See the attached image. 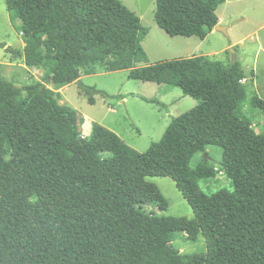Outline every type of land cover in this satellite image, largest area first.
Segmentation results:
<instances>
[{"label":"trees","instance_id":"16d2710c","mask_svg":"<svg viewBox=\"0 0 264 264\" xmlns=\"http://www.w3.org/2000/svg\"><path fill=\"white\" fill-rule=\"evenodd\" d=\"M6 2L25 43L12 55L44 77L29 72L16 87L0 64V264H264V133L242 113L249 97L240 62L200 56L139 67L148 62V29L120 0ZM226 2L156 0L155 22L171 37L204 41ZM120 71L199 101L145 153L97 123L81 138L79 112L55 91L77 83L94 103L107 93L82 76ZM251 103L264 114V99ZM209 146L223 149L219 170L234 191L201 189L217 168L191 162ZM152 177L171 178L195 218L147 212L169 207ZM178 234L203 235L207 253L176 250Z\"/></svg>","mask_w":264,"mask_h":264},{"label":"rangeland","instance_id":"374dc122","mask_svg":"<svg viewBox=\"0 0 264 264\" xmlns=\"http://www.w3.org/2000/svg\"><path fill=\"white\" fill-rule=\"evenodd\" d=\"M120 1L139 16L142 25L148 29L145 51L149 53L147 55L151 63L169 57H185L184 55L190 53L199 56L217 53L233 45L232 48L210 57L225 65L240 62L247 75L243 82L249 97L242 113L251 120L257 133H264V114L251 103L256 95L264 99V0H227L217 11L218 17L223 22L222 27L227 29V34L217 31L204 43L196 37L193 39L179 37L181 40H193L186 44V51L182 49L179 53H175L171 48L173 44L185 47L184 43H174L176 41L172 40L175 39L159 28L155 22L156 0ZM20 29L21 21L12 20L6 0H0V62L4 66L2 74L16 87L25 85L29 80V74L20 68V64L25 62L24 58L13 56L11 53L14 48L25 47ZM6 45L10 46L7 51L4 49ZM199 48L201 49L198 50ZM191 50L193 51L189 52ZM9 61L17 63V74L13 72L14 67L6 64ZM42 73L43 70L38 74L40 78L44 77ZM128 75V72L120 71L88 78L83 82L86 86L93 87L99 92H106L107 95L96 93L93 96L94 103H91V97L81 93L77 84L63 91L60 104L71 106L79 112L81 135L86 138L92 137L96 123L101 124L116 133L132 148L145 153L153 142L161 141L175 118L195 108L199 101L185 96L180 88L164 85L165 87L161 89L157 83L132 80ZM24 78L26 81H23ZM129 93L135 95H128ZM126 95L128 100H123L122 96ZM142 97L164 101L169 107L147 102ZM223 157L222 148L209 146L206 152L195 155L191 162L192 168H196L204 160L217 168L216 177L200 183L201 189L207 195H213L223 189L234 191L232 181L219 170ZM147 180L156 185L169 202L166 211H160L156 204H150L144 207L147 212H154L160 217H186L191 220L195 218L191 206L171 178L152 177ZM173 247L184 255L207 253V244L203 235H200L197 241H190L186 234H178L173 240Z\"/></svg>","mask_w":264,"mask_h":264},{"label":"crops","instance_id":"0c3cea01","mask_svg":"<svg viewBox=\"0 0 264 264\" xmlns=\"http://www.w3.org/2000/svg\"><path fill=\"white\" fill-rule=\"evenodd\" d=\"M220 19V25H223V22H222V19L221 18H219ZM142 20V19H141ZM158 26V25H157ZM159 27V26H158ZM160 28V27H159ZM150 30V29H149ZM149 33V32H148ZM215 33H217V31L216 30H214L204 41L203 40H200L202 43H204L205 41H207V39H209V37L210 36H213V35H215ZM21 35H22V33H21ZM194 37H191V38H186V39H193ZM197 38V37H196ZM172 39H175V40H172V41H176V42H174V43H179V44H181V43H184V45H185V47L184 46H181V45H178V46H175V44H173V47L171 48L172 49V51H174L175 53H179V52H182V49H183V51L185 50H187V47H186V44H189V43H191L193 40H181V39H179V37H173ZM199 39V38H198ZM145 40H146V38H145ZM145 40L143 41V46H144V49H146L145 48ZM21 41H22V38H21V40H20V43H19V45L21 44ZM196 40H194V42H195ZM196 43V42H195ZM23 44V43H22ZM8 47H10V46H5V50L7 51V49H8ZM233 47V45H230V46H228V47H226L225 49H223L222 51H220V52H217V53H209V54H207V55H202V56H215V55H218L219 53H221V52H224V51H226V50H228L229 48H232ZM201 48H199L198 50H200ZM193 50H191V51H189V52H192ZM147 52V51H146ZM147 54L149 55V53L147 52ZM176 56H180V55H176ZM185 57H169V58H165V59H159V61H157L156 63H151L150 62V60H149V58H148V62L146 63V64H142V65H140L139 67H143V66H148V65H154V64H157V63H160V62H166V61H172V60H177V59H186V58H192V57H200L199 55H195V54H192V53H190V55H184ZM149 57V56H148ZM0 64L2 65V67H4L3 66V64L0 62ZM7 65H9V66H12V67H14V69H13V72L15 73V74H17V70H16V68H17V63H15V62H11V61H9L8 63H6ZM20 68H22L23 70H25L26 72H27V74H29V72H31V73H33V75H35V77L38 79V80H40V79H42V78H40L39 76H38V74L40 73V71H41V69L40 70H35V72L34 71H32V69H29L28 67H27V65L25 64V62L24 63H22V64H20ZM126 72H128V74H129V71H126ZM42 74H44V73H42ZM107 73H105V72H102V73H98V74H95V75H83L82 76V78L80 79L82 82H84L86 79H88V78H91V77H95V76H101V75H106ZM7 78V77H6ZM23 81H26V78H24V80ZM28 81L29 80H27L26 81V84L28 83ZM25 84V83H24ZM73 85H77V83H73V84H71V85H69V86H66V87H63V88H61V89H59V90H55V88L53 87V86H49L48 85V87L49 88H51V89H53V90H55V91H57V92H60V94L62 95V93H63V91H65V90H67L69 87H71V86H73ZM165 84H159V87L161 88V89H163V86H164ZM167 85V84H166ZM167 86H169V87H173V86H170V85H167ZM165 87V86H164ZM165 91H166V88H165ZM132 94H135V93H129L128 95H132ZM165 96H166V93H165ZM122 98H123V100H128V97H127V95L126 96H122ZM158 101V100H157ZM160 103H162V104H164L165 106H167V107H169L168 106V104H166V102H164V101H159ZM166 108V107H165ZM160 119V118H159ZM163 119V118H162Z\"/></svg>","mask_w":264,"mask_h":264},{"label":"water","instance_id":"95a60500","mask_svg":"<svg viewBox=\"0 0 264 264\" xmlns=\"http://www.w3.org/2000/svg\"><path fill=\"white\" fill-rule=\"evenodd\" d=\"M216 31H219V32H224L225 34H227V29L222 27V25L218 24L215 28Z\"/></svg>","mask_w":264,"mask_h":264},{"label":"built area","instance_id":"2783aa9c","mask_svg":"<svg viewBox=\"0 0 264 264\" xmlns=\"http://www.w3.org/2000/svg\"><path fill=\"white\" fill-rule=\"evenodd\" d=\"M41 78H42V77H41ZM80 137H81V138H85V136H83V135H81Z\"/></svg>","mask_w":264,"mask_h":264}]
</instances>
